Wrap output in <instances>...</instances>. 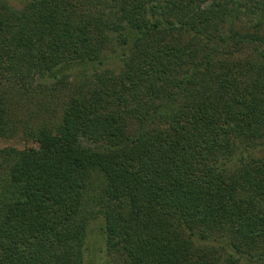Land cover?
<instances>
[{"label": "trees", "instance_id": "trees-1", "mask_svg": "<svg viewBox=\"0 0 264 264\" xmlns=\"http://www.w3.org/2000/svg\"><path fill=\"white\" fill-rule=\"evenodd\" d=\"M112 43L119 73L0 149V264H84L97 190L125 264H264V0H0V137L19 130L5 81L96 68Z\"/></svg>", "mask_w": 264, "mask_h": 264}, {"label": "rangeland", "instance_id": "rangeland-1", "mask_svg": "<svg viewBox=\"0 0 264 264\" xmlns=\"http://www.w3.org/2000/svg\"><path fill=\"white\" fill-rule=\"evenodd\" d=\"M5 1L14 8H20L26 0ZM105 53L107 59L104 63L84 72L80 70L69 71L63 76L50 80H44L37 75L35 77L32 75L25 80L11 79L10 81H5L3 83V90L6 92L5 95L17 115L16 122L17 129L19 130L6 137H0V149L5 146H12L16 149L35 146L36 144L28 135V131L32 125L36 126L41 123L49 124L50 122H55L57 120L56 116L60 115L65 104L73 97L89 91L90 87L99 82L97 80L99 75L103 79H108L111 75L119 73L123 66L122 47L116 43H112ZM15 101H17V104L13 105ZM128 122L135 123V120L128 118ZM243 144L245 143L240 142L239 144L242 150L245 147ZM247 146L246 148H249ZM260 147L255 145L250 146L248 151L252 152V157H264V149H259ZM9 165L10 162L2 160L0 157V192L2 190L1 185L5 176L4 174L7 173ZM91 194L84 199L81 209L83 219L91 221L89 224L90 231L88 232V237L90 238V243L88 244L89 250L85 252L84 264H125V255L119 251L109 250L105 245L101 231L96 228V224L100 222L98 219L101 218L99 207L101 196L98 197L100 194L98 190ZM213 234L227 240L231 239L226 234L221 235V233L215 232ZM229 251L226 249L221 250L220 259L222 261L228 257ZM232 251L234 256L239 257L235 264H251L254 259L249 258L246 254L240 256L239 253H235L234 249Z\"/></svg>", "mask_w": 264, "mask_h": 264}]
</instances>
